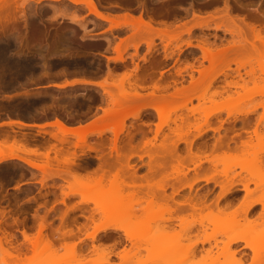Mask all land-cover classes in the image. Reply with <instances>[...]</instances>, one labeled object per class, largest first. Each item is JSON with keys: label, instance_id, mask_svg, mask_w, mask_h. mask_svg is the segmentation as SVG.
<instances>
[{"label": "rangeland", "instance_id": "1", "mask_svg": "<svg viewBox=\"0 0 264 264\" xmlns=\"http://www.w3.org/2000/svg\"><path fill=\"white\" fill-rule=\"evenodd\" d=\"M97 1L100 4L102 3L101 5L104 7L103 9H106L105 7H107V10H103L102 8L100 9L102 10L103 13H105V11L106 12L109 11L114 16L119 17L120 21L122 20V16L126 12L138 16L140 13H142V15H145V12L146 11L148 12L150 10L149 12L154 17L153 19L156 20V22L153 23V26L155 28L159 30L164 29L165 27L168 28L167 33L171 37L178 35L180 33L177 42L174 41L172 42L173 44L168 45L166 51L164 49V45L169 41V39L167 37H164L163 40H160L157 37L154 38L152 43L153 44L152 52L154 53L153 54L154 58L157 61L159 60L158 61L159 64L156 66L157 68H154L156 71L155 72L156 75L154 73V77L159 81L156 82L155 84L145 83L144 84L145 86L142 85V89L139 90L140 92L139 91L138 92L140 93V95L143 96L149 93L151 89L154 87L158 88V90H161L163 87L169 85L167 92L172 93L175 87L179 88L182 86H188L190 81L189 74H192L195 79L198 78V73L196 72L195 69L200 67V62H202L203 67L208 66L207 61H202L201 52L197 48L185 46V43L188 41H190L193 45H196L197 40H199V38L206 37L207 43L211 44V42L214 41L216 42L215 46H217L218 48H222L220 46H226V44L228 46V43L232 44L233 43L232 41L234 40L239 42L240 38L242 39V36L246 37L248 41H252V33L248 28L246 29V26H244L245 22L249 24H253L256 27V30L257 31L259 30L258 33L261 36H264V31H263L264 28L262 29L261 26H256L257 23L258 24L264 23V20H260V19L254 20L252 17H254L255 15H252L253 13H251L252 11L250 10V8H255L257 5H259L258 9L262 10L261 12H263L264 0H239V3L242 4L243 7H241L239 3H237L238 5H236L235 4L236 2L234 0H97ZM226 4L230 8L229 12L231 11L229 13V16L231 15L230 17L234 18L236 15V17L238 16L240 18L243 17L246 18V21L243 23L244 25L241 24L242 22L240 23L238 22L239 20L235 19L237 20V22H235L236 25L243 30V35L241 36L239 34L240 37L237 36L238 34L236 35L237 36L236 37L235 34L233 36L227 32L221 31L222 29L217 30L214 28L216 24H221L220 16H222L223 14L225 15V12L223 11ZM0 5L8 9L7 19L2 21L0 24V61H1L0 81L2 79L4 80L5 78V81L0 82L1 83L0 134H3L2 132H4L5 134V135H0V140H1L0 151L4 150L5 153L8 152V148L10 144H12L13 146L21 147V149H28V147H30L21 142H16L13 144L11 142L9 143V141L8 142L2 141L1 138H4V136L5 137L8 136L6 135L7 131L8 134H10L9 135L10 137H12L13 135H17L18 137H21V140L23 141V137L21 133H12L11 127L4 125V121L9 122V120L20 119L23 122L26 121V123L29 122L46 123L47 121L52 120L54 118H61L65 120L67 118V120L70 122L69 126L70 125L78 126L79 124L85 125L93 121L94 125L93 124L92 125L93 127L96 128H102V127L106 128L108 126H111L112 124L115 125L114 129L118 128L121 118H113L112 120L110 119L109 121H105L103 119V111L104 109L106 110L107 108H110V105L107 102V98L103 94V91L100 87H95V88L70 87V88L57 89L49 85L53 83H57L58 81L69 78L71 76H76L78 74H85V75H94L97 77H101L102 82L106 81L107 83L105 88H108V90H110L111 93H113L114 95H124V94L128 95V93L129 94L133 93L134 89H132L131 86L132 82L131 80L127 79V76L129 74H132V70L134 69L135 65H138L141 68L145 66V63L142 61V56H146L147 58L150 57L149 53L146 51L145 45L139 46L137 50V54L136 55L134 54L135 52L132 45L136 44L138 42V39L135 37V35L133 36V32L131 30H126V29L124 30V28L114 29L110 31L108 30L109 28L108 22L95 18L92 14L89 13L88 9L82 3H77V2L73 3L70 2L69 0H3L2 2H0ZM184 9L187 10V13ZM193 13L198 14L200 16L202 15V18H205L206 20L209 21L208 24L210 25V27L202 31L198 29H192L189 33H185V32L181 33V31L186 30V28L190 27L194 23V21H192L191 19ZM159 14L161 17L157 16ZM187 14L189 15V17ZM210 16L215 19H212ZM184 21L186 25L184 24ZM82 25L83 26L85 25L84 26L85 28L81 27ZM119 39L123 41L122 45H120L119 47V52L124 58L123 59L124 62L123 63L120 62L114 63L112 61L107 62L106 58H113L117 56V53L114 51V48L116 47V44L120 42ZM57 40H60L61 43L62 42L64 43L66 41L65 44L67 45V48H69L67 49L69 51L68 52L62 51V49L65 50L66 48L64 49L63 43L61 44ZM55 41L56 43H59L58 47L62 48L61 50H59V48H57V50H54L55 47L52 49L49 48L50 43L53 44ZM107 41L110 42L108 44L109 45L108 47L106 45ZM56 43L54 44L56 45ZM52 44L51 47H53ZM175 44L180 47L181 49L180 51L178 50V48L175 47L176 46ZM60 45H62V47ZM46 47L47 49H49L50 51V52L48 51L49 53L44 51ZM5 48L8 50H6ZM42 50L44 51L43 53L45 54L47 53V54L43 55ZM70 51L72 54L69 53ZM57 52L61 54L63 52V54L62 55L60 54V56L58 54V56L56 55L55 57V53L57 54ZM250 52L245 53L246 56L243 59L245 66L243 68H239V73L243 80H241V77L237 76L239 73L237 74L236 73L237 71L235 72L236 65L234 64H231L230 65L231 69L225 72L229 74V76L227 74L226 77L228 81L230 82L235 81L240 87L243 88L229 87L230 88L229 89L224 84L225 82H223L224 80L227 81L226 78H224L223 75L219 74L216 77V80L212 84V86L207 90L205 88L207 87L208 79L205 80V82L202 84L200 88V93H198V95H201V98L199 100L193 98L191 102L186 103V107L196 108L200 106L202 109H204L205 113H207L210 112L216 106H220V105H228L230 108L238 107L241 111H244L246 108L252 105L258 103L259 104L264 103V95H255V96L252 95L251 98L245 97V89L260 88L264 82V74L261 73V68L264 69V53L252 52V51ZM52 53L54 54L53 57H51ZM67 53L68 55H66ZM41 54L42 56H40ZM100 54H102L103 57L99 56ZM165 54H167L166 58H165ZM9 55L12 56L10 57ZM17 55H19L18 56L19 58H17ZM13 56L14 59L16 60L12 58ZM5 57L6 59L7 58L8 59L6 60ZM33 58L35 60H33ZM130 58L131 59L133 58V60L131 61ZM17 60H19V62H17ZM30 60H32L30 65L25 64V61L27 62ZM14 61L17 62L18 65L17 63L15 64ZM50 61L51 62L53 61L54 63L53 62L52 63L54 65ZM76 62H78V64ZM49 63L52 65H50ZM187 63L192 64L194 66L195 68L194 71H192L188 67L186 70L184 69ZM47 64L49 65L47 66ZM10 65L13 66L16 65L17 68L16 71L18 72V75L16 71H14L15 67L11 66L12 67L11 68ZM22 66L23 68L21 69H23V72H21L20 69H19L20 71L18 70V68ZM29 66L31 68L33 67L34 68L29 70L30 68ZM27 67L29 71L27 70ZM46 67H49V69H46ZM107 69H110L109 74L107 72ZM177 69L182 70L180 76L177 75L178 73L174 75ZM44 70L47 72V75L50 74L49 78L47 75L46 76L43 75ZM47 70H49V72ZM251 70L254 71L255 80L254 79L251 80V77L246 75V72ZM4 71H6L7 73ZM10 72H12L13 75ZM24 72H27V74ZM59 72H61L60 74L62 75H56ZM21 73L25 75L23 76ZM39 74L40 75L42 74L43 77L45 78L41 77ZM173 75L175 76L174 79H172L171 81L168 80L171 79L170 77ZM10 76L12 77V79ZM39 76L41 79L39 78ZM13 78H15L16 80L15 79L13 80ZM161 79L162 80L167 79V83L164 84V80L162 81ZM9 81L10 83L12 81L11 84L8 83V86L10 87L3 88V86L7 85V83L4 82H9ZM172 81L176 82L175 86ZM2 83H4V85ZM225 87H226L225 92H220L223 90L222 88ZM212 92H217V93L220 92V94L222 93V96L219 95V93L216 94L215 96H212L213 95ZM226 94L232 95L233 99L229 102L226 101L227 100ZM77 95L78 97H76ZM72 96H74L73 99H71ZM67 97L68 98L71 97V98L66 99ZM180 103L181 101H177L174 105H168L161 112L160 118L157 114H155L154 111L147 109L142 111L141 117L139 119L127 118L124 120L125 128L123 130V133L120 134L119 136L120 138H123L126 129L129 128L131 125L141 124L142 122L148 123V126L147 125L141 126L140 131H142L143 133L139 132L135 136L134 143L135 145L136 144L137 145L135 147L136 150L134 152L143 154L142 152L149 151L150 154L153 155L154 159L157 157L156 158L157 161L159 160L158 162H160V163H154L155 166L156 164H161L162 168H164L163 172L162 171L156 172L153 178H151L152 180L151 179L148 180L151 184H155V183L157 184L159 179L161 180V178L166 176L168 178L166 180L167 185L172 184L175 186L177 183L176 181L178 179H180L183 183L191 182L196 177L202 178L204 177V175L208 176L212 174L214 171L220 173L227 166V164L217 163L219 158L222 156L223 150L215 151L212 149L214 152L212 151L211 154H208L209 159L211 160L206 161L202 159L198 163V160L196 158L188 157L189 155L188 151L187 154L185 155L183 153L177 152L178 147L184 146L183 143H179V145H177V147L174 148L168 145L172 140H174L175 136H173L174 134L172 135L171 134L172 132L170 131L171 129L174 128L176 124L179 123V119H180L179 117L188 115L190 118L189 121L191 123L202 122L205 118L204 113L192 114L186 109H181L173 112V109L176 106H178ZM137 104H141V103L137 102ZM133 110L134 107H130L128 108L127 112L130 113ZM262 112L263 109L260 106L257 107L253 113H250L248 115H245L243 113L233 112L231 115L227 116V113L225 111H222L219 114H214L213 116H211L209 118V121L212 127L218 126L220 122H222L223 127H228V126L231 127V125H229L230 123L231 124L233 123V125L235 123L237 124V120H242L245 122L253 115H257V119H258V117L262 115ZM160 119L166 120L167 123L163 125V127L158 133H156L157 134L156 136L155 135L156 125L160 122ZM257 119L255 124L257 123ZM94 120L96 121L94 122ZM50 128L51 131L53 130L52 132H54L55 127L51 126ZM15 129L17 130V128ZM18 131L20 132L23 131V133H26L25 129H20ZM219 131L220 134L224 132L222 129H220ZM257 131L262 132L264 134V125L262 123L257 125ZM26 135L29 138V140H31V144L38 147L41 145V147L39 148L42 153L43 151L45 153L44 150V148H46L45 145L47 144L49 145V143H50L49 146H51L52 144H56L55 145L56 147L55 146L54 147L55 148L58 147V151L62 153H64L65 151L68 153L70 152L72 153L73 151L78 153L79 150V149L76 150L73 147H70L71 149L68 148L70 152L66 150L67 148L64 149L65 151L61 148L59 149V147L62 146L59 145V143L57 144L56 141L55 143L52 142L53 139L50 138L51 136L49 135V133L48 134L46 133L45 135L41 133L34 137L33 135H29L27 133ZM210 135L217 136V133H213L212 131H207L203 137H205L204 139H207ZM154 136H156L155 140L153 138ZM69 137L67 136V138ZM101 137L105 142L104 143L106 146L105 150L108 152V147L110 146L109 139L113 138V133L111 132V130H109V128H106L103 134L101 135ZM74 139L75 138L72 137L71 141H75ZM68 140H70V138ZM146 140L148 141L150 140L149 142H151V145L149 144L148 147H146V144L144 143ZM245 140L247 141L249 140L251 144L253 143L256 144L257 142L253 134V131L251 132L250 136L245 138L243 141ZM42 141L44 142L43 147H42V143H43ZM163 142L168 146L166 148L168 150L166 151H163L158 147L160 144H163ZM230 146L232 147L233 144L231 143ZM241 149L249 150L248 147ZM61 155L64 154H58V157L59 156L63 157ZM65 155L67 156L69 154H65ZM78 155L80 156L76 157L74 159L75 160L74 162L78 163V165L80 164L79 165L80 167L82 166L81 168L85 171L83 172L84 174L87 171L91 173L92 170L94 171V169L95 170L97 169L98 161L94 158L96 153L86 151L85 154L83 153ZM52 156L54 155L51 152L49 157L51 158ZM60 157L59 159H61ZM64 157L62 159H64ZM35 158L36 157L34 156L29 157V159H33V161H36V163L38 164L40 163L42 164V162H44V159L42 160L36 158L37 159L36 160ZM138 158L136 156L132 157L129 161V166L133 165L134 167L135 166L137 167L145 159H147L148 162L150 160L146 155H144L141 159ZM242 158L248 160L251 158V155H243ZM68 159L69 157L67 158V160ZM49 161L51 165L56 164L55 162H53V160H49ZM157 161L155 160L154 162ZM148 162L147 165L150 163ZM195 162L198 163L199 165L197 168L193 167V163ZM178 163L182 164V167H180V169H182L183 172H185L184 175H180V174L177 175L173 172V169L178 167ZM189 163H192V168H194L192 172H189L188 169H186V167L188 168L190 166ZM154 164H151V166ZM256 166L258 167L259 170L264 169V154L262 155L259 163ZM254 169H255L254 167L252 166L250 167V170L253 171ZM203 170L205 171V173L203 172ZM137 172L139 175H142L141 173H143V170L138 169ZM147 172L145 173V175L147 174L146 176H148L149 174ZM231 172L240 173V168L233 167L231 168ZM240 174H241V178H248L247 173L241 172ZM41 178H42V173L39 170L31 169L25 164L21 163L20 161L9 160L0 163V212L3 211V213L6 215V216L4 215L6 219L9 218L8 216L11 214L10 209H12V204L14 200L18 199V197L35 195V196L43 197L42 199L50 197V199L53 200V203L44 202L42 204L46 206L47 209L41 218L38 216L40 214L39 210H36L34 212L35 215L34 218L38 222L37 229L33 235H28V238H30L29 241L23 238V243L21 246L27 247L25 250H21V252L23 253H21L20 250H18V248L16 247L17 245H14L12 242L13 241V236L11 232L12 226L10 225L11 227L5 229V231H7L6 233H9L7 234V238H4L0 230V264H74L78 260H81V262L87 264H91L90 261L94 262L95 260L100 259V257L102 256L99 251L93 252V247L99 246L101 247V249L103 248L109 249L104 244H106L110 238H113L116 235L120 236L121 238L120 240L123 243V247L120 251L116 253L117 262H114L112 260L111 254L109 255L108 259L110 264L112 263L113 264H161L162 261H166L169 264H176L178 256L183 251H187L191 249L192 247L191 244L194 241L198 239L202 240V238H207L208 235H214V238L217 239L216 244L217 246H219V247H214L215 246L214 245L213 249L211 248V250H213V252H211L212 257L213 256L214 257L208 258L204 254L206 252L205 249L209 248L210 246L212 247L214 243V241L210 239L209 243L211 245L208 242H204V243L199 242L194 247H192L194 253L195 252L196 253L191 258L185 260L182 264H239L238 262L235 261L238 256L239 258L242 257V259H245V261L242 260L244 261L243 264H250L249 256L251 255L245 256L242 254V253L250 254V252L247 249H241V247L239 248L240 244L233 245L235 248L237 246L236 249L238 250L237 255H235L236 259L231 258V256H229L225 252H220L222 251L220 250L221 247H223L222 245L223 242L221 241L225 240L226 238V236L224 235L225 232L227 234L229 233L228 235L234 234L235 232L238 231L248 230V226L243 225L239 227H232L233 226L232 224L230 225L222 222L224 220L222 221L220 220V218L222 219V215H219L220 221H216L217 223H212V222L217 220L218 216L217 218L212 217L215 220H212V218L210 219L207 218L208 220H205L206 218L204 217V221H203L202 216H204L206 211L201 212L202 213L200 214L201 216H199L198 214H193L192 216L189 213H185V212L182 213L183 214L182 216L180 212L174 210L173 212L170 213H164V216L172 217V220L170 221H161L157 219L151 221L149 226L145 228L144 232H140L142 233L141 234L142 236H146L145 237L146 239L148 238L150 239L156 232L161 230H165L168 234L166 238L165 236H160L157 240L158 244L156 243L154 245H151L149 239H148L149 241L145 240V238L138 241L135 238H127L124 235V232H122L121 230L111 229L106 232H99L96 237L97 240L91 241V243H89L91 244V247H89L90 249L83 250L81 245L82 239L75 240L74 238L71 237H65V234L68 236L70 232L68 231L67 226H64L63 228L60 227L61 221L59 225L57 224L58 226L56 228L57 231L58 229L60 230L59 231L60 234L58 233L59 234L58 235L56 230L55 232H56V236L58 235L59 237L61 236L62 238H60L61 239L60 244L59 243L56 244L55 241H53L52 234H49L45 231L46 229L53 230V228L56 227L55 223L51 219L52 216H57V217L62 216V218L66 217V219L71 218L70 221H72L78 214L85 216L87 219L91 215L92 221L90 219L88 220L85 219V225L83 227L86 228L83 235L84 241L89 240L86 234L92 232L96 224L105 223L104 221L106 220H104L103 215L101 213L97 211L96 212L93 211L95 205L92 202H88L85 204L80 203L82 201V196H80L79 194L68 195V196L62 195L63 192L65 191L68 192L69 190L68 188L65 187L67 183L65 182V180L62 179L44 180L41 183V180H43ZM66 179L69 182H73L72 190L76 191L79 188L78 186L80 184H78L79 181L77 179H75L74 177L73 178L67 177ZM108 179H111V177H109ZM215 179L217 181H222L224 178L221 175L220 176L216 175ZM239 179L240 177L235 178V180H239ZM108 182L110 183V180L104 181L103 183L104 185H102L103 187L92 186L90 188L88 187L87 189H84L85 191L83 192L85 193L84 194L85 197L88 199L101 198L104 195L106 196V194L111 197L112 195H114L113 194L114 190L111 189V184L109 186ZM89 183H91L92 185L94 182L90 181ZM141 183L144 184L145 181L144 182L141 181ZM15 185L17 187H15ZM49 185L50 186L53 185L55 187L53 186L50 187ZM213 185L214 184L212 183L205 184L200 179L197 183H194L191 190H189L187 187H184L180 189L178 193L184 194L186 191H189V194L194 192L198 194L203 190L205 191L212 187H216L213 191H211L210 196L208 197L211 198V197H215L213 195L219 193V188ZM200 186H202L201 189H199ZM167 187L165 188L163 193L167 192ZM249 187L252 188L254 186L252 183H250ZM47 189L48 192H50V194L49 193L47 194ZM141 191L144 192V189H141ZM51 192L53 193L51 194ZM108 192L110 193L108 194ZM153 192H155L154 194L156 197H158L159 196L158 194H160L159 193L160 191L158 192V190L155 189L153 190ZM239 193L243 194L242 192ZM239 193L234 194V196L236 195L235 198L239 196L238 195ZM128 194H130V190L123 191V195H125L124 197L128 196ZM241 196H239L237 200H239ZM135 198L140 200V204L134 205V208L131 211L129 210L128 212H123L120 214H122L123 216L126 215L130 216V218L133 216L139 218L149 214L156 218L157 216L162 214V212L159 211V206H168V207H172V209L173 207H175V205L172 202H168V204H162L161 202L156 200L157 204L152 206L148 211L147 203L145 202V199H147V197L139 194L138 196H135ZM177 198H179V200H175V201L184 200L183 197H177ZM42 199H39L38 201L41 202L40 200ZM237 200L233 201V204H237L238 203ZM58 205L64 206L63 210L58 208L57 207ZM256 209L258 211L259 207H257ZM179 215H181L182 218L185 219V222L184 224H182V226L189 225V228L187 231L184 232L183 237H181V239L180 238L176 239L175 234L180 232L181 228L179 226L180 223L173 218ZM201 219L203 223L200 224L202 225L195 224L196 222L199 223ZM210 220L212 221L211 222L212 224L208 223V221ZM7 221L10 224L11 222L10 218L7 219ZM0 222H1V218H0ZM112 222H114L115 227H118L120 224L118 221L117 222L112 221ZM191 223L195 224L194 227L193 225H191ZM39 224L42 225L44 224L43 226L45 228L46 227L48 228L46 229L44 228L43 230H41V232L39 233L40 235L38 234L39 235L38 236L37 231ZM143 224L147 225L146 222H144ZM2 225L3 223H1V226ZM63 232H65V234ZM212 232L218 234L215 235ZM169 236H171L174 241L172 242L171 245H169V247H164L163 244L160 243L163 241V239H167V238L169 239ZM45 238L47 239L46 243H48L49 241L48 244L52 245L50 246V248L54 247L53 249L56 250L46 248L44 244H42L45 242ZM36 240L38 242H36ZM35 243L36 244L39 243V244L37 245V247L34 246L36 248V252L33 253L34 250H30V249H34L32 244L35 245ZM160 245L162 246L160 247ZM71 246L74 247L75 249L76 252L75 255L70 252L69 248H71ZM233 246L231 249L234 248ZM153 247L158 248V251L156 248L157 251L155 252L156 254L152 253L153 251H155ZM163 248H166L167 250L165 251V249L163 250ZM217 248L218 250H216ZM123 249L128 251L129 258L127 260H123L119 256L120 255L119 253H121ZM151 253L154 254L155 256L150 255ZM201 253L204 254L205 259H202ZM8 254L10 255L13 254L12 258ZM162 263L164 264V262ZM93 264H106V263H93Z\"/></svg>", "mask_w": 264, "mask_h": 264}, {"label": "bare ground", "instance_id": "2", "mask_svg": "<svg viewBox=\"0 0 264 264\" xmlns=\"http://www.w3.org/2000/svg\"><path fill=\"white\" fill-rule=\"evenodd\" d=\"M2 1L0 0V2H2ZM69 1L73 2V3H76V2L82 3L88 9L89 13L92 14L95 18L108 22L109 23L108 30H110V31H112L114 29H120V28H124V30L125 29L131 30L133 32V36L135 35V37L138 39V42L136 44L132 45L134 52H135L134 54L135 55L137 54V50H138L139 46L145 45L146 51L149 53L150 57L147 58L146 56H142V61L145 63V66L141 68L138 65H135L134 69L132 70V74H129L127 76V79L131 80V82H132L131 83L132 89H134L133 93H131V94L128 93V95H125V94L124 95H114L113 93H111L110 90H108V88H105L107 85L106 81H104L100 84H96V83H92V82L87 81V80H80V81L75 80V81H71V82L70 81L64 82L62 84L61 83L60 84L53 83V84L49 85V86L55 87L57 89H63L65 87L74 86L75 84H78V83H80V84H91V85L94 84V85H98L102 89L103 94L106 96L107 102L110 105V108H107L106 110L104 109L103 119L105 121H109L110 119L112 120L113 118H121L120 123L118 125L119 127L117 126L118 128L114 129L115 125H113V124L111 126L106 127V128H109V130H111V132L113 133V138L109 139L110 146L108 147V152L105 150V148H106V146L104 144L105 142L101 137V135L103 134V132L106 128L105 127H102V128L93 127V125H94L93 121L89 124H85V125L79 124L77 127H72V125L69 126L70 122L67 120V118H66V120L68 121V123L65 119H61V118H54L55 120L53 122H48V123H41V122H39V123H30V122L26 123V121L23 122L20 119H18V120H9V122L4 121V125L11 127L12 133H21V135L23 137V141L21 140V137H18L17 135H13L12 137H10L9 136L10 134H8V131L6 133V135H8V136H6V137L4 136L5 139L4 138H1V139L3 142L9 141V143L11 142L13 144L16 142H21V143H23L27 146H30V147H28V149H21V147L13 146L12 144H10L9 148H8V152L5 153L4 150L0 151V163H3L5 161H9V160H17V161H20L21 163L25 164L26 166H28L31 169L39 170L42 173L41 179H43V180H41V183L44 180H54V179L65 180V182H67L65 187L68 188L69 190H68V192L63 190L65 192H63L62 195L68 196V195L79 194L80 196H82V201L80 203L85 204L88 202H92L95 205L93 211H95V212L97 211V212L101 213L103 215L104 220H106V221H104L105 223L96 224L94 230L92 232L86 234V236L89 239H91V241L92 240L94 241L96 239L97 234L99 232H106V231L111 230V229L112 230L113 229L114 230L115 229L121 230L122 232H124V235L127 238H135L139 241V240L144 239L146 237V236H142L141 235L142 233H140V232H144L145 228L147 226H149L151 221H154L156 219L161 220V221L172 220V217H166V216H164V213H170V212H173L174 210H176V211L180 212V214L185 212V213H189L192 216H193V214H198L199 216H201L200 215V214H202L201 212L206 211L204 216H202L203 221H204V217L206 218L205 220H208L207 218H209V219L212 217L217 218V216H218L217 220L212 218V220H215V221L212 222L210 220V221H208V223H211V222L217 223L216 221L224 220L222 222L230 224V225L232 224L233 225L232 227H239V226H243V225L248 226V230L238 231V232H235L234 234L228 235L229 233L227 234L225 232L224 235L226 236V238H225V240L221 241V242H223L222 243L223 247H221L220 250H222V251H220V252H225L229 256H231V258L236 259L235 255H237L238 250L236 249L237 246L235 248L233 245L240 244L239 248L241 247V249L249 250L250 254H246V253H242V254L245 256L251 255V256H249L250 257V264H264V169L259 170L258 167L256 166L259 163L260 158L264 154V134L262 132L257 131V125L258 124L262 123L264 125V103H260V104L258 103V104L252 105V106L246 108L244 111H241L238 107L230 108L228 105H220V106H216L210 112H207V113H205L204 109H202L200 106L196 107V108H191V107L187 108L186 107V103L191 102V100L193 98H196L198 100L201 98V95H198V93H200V88H201L202 84L205 82V80L208 79V84H207V87L205 88L207 90L215 82L216 77L219 74L223 75L224 78L227 77L228 73H225V72H227V70L231 69L230 68L231 64L236 65L235 72L237 71L236 73L238 74L239 68H243L245 66V63L243 61L244 57L246 56L245 53L250 52V51H252V52H263L264 53V36H261L258 33L259 30L257 31L256 27L253 24L246 23L245 17L240 18L238 16L236 17V15L234 18L230 17L231 15L229 16V13L231 11L229 12L230 8L226 4L224 11H223V12H225V15L223 14L224 15V16L222 15L223 17L220 16L221 17V19H220L221 24H216L214 28L217 30L222 29L221 31L227 32L233 36H234V34H235V36L237 34H238L237 36H239V34L242 36L243 30L239 26H237L235 22H237V20H239L238 22H240V23L242 22L241 24H243L245 22V25L244 24L243 25L246 26V29L248 28L251 31L252 41H248L246 37L242 36V39L240 38L239 42L234 40L235 42L232 41L233 42L232 44L228 43V46H227V44H226V46H220L222 48H218L217 46H215L216 42H214V41L211 42V44L207 43L206 37L205 38H202V37L199 38V40H197L196 45H193L190 41L186 42L185 43L186 47H195L201 52V59H202V61H207L208 66L203 67L202 62H200V67L195 69L192 64L187 63V65L184 67L185 70L188 67L192 71H194V69H195L196 72L198 73V78H196V79L193 77L192 74H189L190 81H189L188 86H182L179 88L175 87V89L173 90L172 93L167 92L169 85L166 87H163L161 90H158V88H155V87L154 88L151 87L152 88L151 91L149 93H147L146 95L144 94L145 96H143V95H140V93H139L140 92L139 90L142 89V85H144L145 83L155 84L156 82L159 81L158 79H155V77H154V73L156 72L154 68H157L156 66L159 64V62H158L159 60L157 61L154 58V56H153L154 53L152 52V50H153V44L152 43H153L154 38L157 37L160 40H163L164 37H167L169 39V41L167 43H165V45H164V49L166 51V48L168 47V45L173 44L172 42H174V41L177 42V40L179 39L180 33L178 35L171 37L167 33L168 28L165 27L164 29H160V30L155 28L153 26V23H155L156 20L153 19L154 17L149 12L150 10L148 12L146 11L145 15H142V13H140L138 16H135V15H132V14L126 12L122 16V20L120 21L119 17L114 16L109 11L108 12L105 11V13H103L102 10H100V9L101 8L103 9L104 7L101 5L102 3L100 4L97 0H81V1L80 0L79 1L69 0ZM234 1L236 2L235 4L238 5L237 3H239V0H238V2H237V0H234ZM240 5H241V7H243L242 4H240ZM240 5H239V8H240ZM258 6L259 5H257L255 8H250V10L252 11L251 13H253L252 15H255L254 17H252V16L251 17L254 20H256V19L257 20H259V19L264 20V10H263V12H261L262 10L258 9L259 8ZM105 8L106 9H103V10H107V7H105ZM184 10L187 13V10L186 9H184ZM184 10H182V11H184ZM251 13H250V15H251ZM7 16H8V9L4 8L0 5V24L2 21L7 19ZM157 16H160V14ZM188 17H189V15H188ZM163 18H164V16H163ZM163 18H161V19H163ZM191 19H192V21H194V23L190 27L186 28V30L181 31V33L182 32L189 33L192 29H198V30L202 31V30H204L206 28L208 29L210 27V25L208 24L209 21L206 20L205 18H202V15L200 16L198 14L193 13ZM212 19H215V18H212ZM235 19H237V20H235ZM184 24H185V21H184ZM84 26L82 25L81 27L85 28ZM83 30H85V29H83ZM64 40H65V38H64ZM57 41L60 42V40H57ZM119 41L120 42L118 44H116V47L114 48V51L117 53V56L113 57V58H106L107 62H109V61H112L114 63L115 62H120V63L124 62L123 61L124 58L122 57L121 53L119 52V47H120V45H122L123 41L120 39H119ZM47 42H48V39H47ZM65 42L64 43L62 42L63 48L64 49L66 48L65 50H63L62 48H59L58 47L59 43H56V41L54 42V43H56V45L54 43L53 44L50 43L49 48L52 49L55 47L56 49L54 48V50H57V48H59V50L62 49V51L68 52L69 50H67V49H69V48H67V45L65 44ZM256 42H258V43H256ZM109 43L110 42L107 41V44H106L107 47L109 46L108 45ZM44 44H45V41H44ZM51 44L53 47H51ZM255 44L256 45L258 44V45L256 46ZM68 45H70V44H68ZM60 46L62 47V45H60ZM70 46H72V45H70ZM175 47L178 48L179 51L181 50L178 45H176ZM40 48H41V46H40ZM6 50H8V49H6ZM43 50H42L43 55L45 54V53H43L44 51H46L47 53L50 52L49 49H47V47L45 48L44 51ZM77 52H78V50H77ZM69 53H71V51ZM42 54L40 56H42ZM58 54L60 56L61 53H59V52H57V54L55 53V57H56V55L58 56ZM62 54H63V52H62ZM66 55H68V53ZM5 56H7V55H5ZM9 56L11 57L12 55H9ZM18 56L19 55H17V58H19ZM53 56H54V54L52 53L51 57H53ZM99 56L103 57L102 54H100ZM166 57H167V54H165V58ZM2 58H4V57H2ZM12 58L14 59V56ZM5 59H6V57H5ZM26 59H27V57H26ZM26 59H24V60H26ZM14 60H16V59H14ZM33 60H35V59L33 58ZM132 60H133V58L131 59V61ZM72 61H73V59H72ZM17 62H19V60H17ZM17 62H15V64ZM31 62H32V60L27 61V62L25 61V64L30 65ZM48 62H49V60H48ZM67 62H68V60H67ZM21 63H20V65H21ZM76 63L78 64V62H76ZM49 64H47V66ZM52 64H50V65H52ZM13 65H10V67ZM17 65H18V63H17ZM13 67H15L14 71H16L17 70L16 65ZM49 67H46V69H49ZM21 68H23V66L19 67L18 70L20 69L21 72H23V69H21ZM33 68L30 67L29 70L33 69ZM0 70H1V67H0ZM27 70H28V67H27ZM45 70L43 71V75L46 76L47 72ZM47 71L49 72V70H47ZM181 71L182 70L177 69V71L174 75H176L178 73L177 75L180 76ZM4 72H6V71H4ZM27 72H24V73L27 74ZM107 72L109 74L110 69H107ZM10 73L12 74V72H10ZM16 73L18 75L17 71H16ZM60 73L61 72L57 73L56 75H62ZM261 73L264 74V69H262V68H261ZM43 75L41 74L40 76L43 77ZM155 75H156V73H155ZM174 75L171 76L170 77L171 79H168V80L171 81L172 79H174V77H175ZM246 75L251 77V80H253L255 78L253 70L246 72ZM7 76H6V79H7ZM40 76H39V78H40ZM47 76L49 78L50 74ZM228 76H229V74H228ZM237 76L241 77L240 73ZM12 77H11V79H12ZM43 78H45V77H43ZM48 78H46V79H48ZM14 79L15 78H13V80ZM163 80H164V84H166L167 79H163ZM226 80H227V78H226ZM241 80H243L242 77H241ZM3 81H5V78H4V80L2 79L0 82H3ZM6 81H8V80H6ZM172 82L175 86L177 80H176V82L175 81H172ZM223 82H225L224 84L228 88L229 87H234V88L240 87L237 84V82H235V81L230 82L228 80L227 81L224 80ZM4 83H7V85L3 86ZM4 83H2L3 88L4 87L9 88L10 86H8V83L11 84L12 81H11V83H10V81L4 82ZM0 85H1V83H0ZM226 87L222 88L223 90L220 92H225ZM240 88H243V87H240ZM220 92H218V93H219V95L222 96V93L220 94ZM212 93H213L212 96H215L216 94H218L217 92H212ZM226 95H227L226 101L229 102L233 99L232 95H229V94H226ZM252 95L253 96L264 95V82L260 88L245 89V97L246 98H251ZM65 96H67V95H65ZM129 96H130V98H129ZM68 97H69V95H68ZM68 97L66 99L71 98V97L70 98H68ZM73 97L74 96H72L71 99H73ZM76 97H78V95ZM75 98H74V100H75ZM177 101H181V103L173 109V112L181 110V109H186L187 111H189L192 114L193 113H202V114L204 113L205 118L202 122H195V123L192 122L191 123L189 121L190 118L188 115L183 116V117H179L180 118L179 123L175 122L178 124H176V125L174 124L175 125L174 128L171 127L173 129H171L170 132H172L171 134L172 135L174 134L173 136H175V137H174V140H172L168 145L170 147L174 148V147H177V145H179V143H183L184 146L186 147L187 151H188V154H189L188 157L189 158H196L198 160V163L202 159L208 161V160H211V159H209V155L205 154L204 152H200V149L204 148L207 144V141H205L206 139H204L205 137H203L204 134L207 131H212L213 133H217V136L212 137V139L214 138V140L212 142V149L215 151L223 150L222 156L219 158L217 163L227 164L228 167L226 166L225 169H223L220 173H217L216 171H214L212 174H210L208 176L204 175V177H202V178L196 177L195 179H193V181L187 182V183H183L180 179H178L176 181L177 183L175 186L172 184L167 185L166 180L168 178L166 176L161 178V180L159 179L157 184L155 182H154L155 184H151L148 180L153 178V176L155 175L156 172H158V171L163 172L164 168H162L161 164H156V166H155L154 163H160V162H158L159 160L157 161V159H156L157 157L154 159L153 155L150 154L149 151L148 152L144 151V152H142L143 154L134 152L136 150L135 147L137 145V144L135 145V143H134L135 136L139 132H142V131H140L141 126H146V125L148 126V123L142 122L141 124L131 125L129 128L126 129L123 138H120L119 136L121 133H123V130L125 128L124 120L127 118L128 119L129 118L139 119L141 117L142 111L147 110V109L154 111L155 114H157L160 118V115H161V112L163 111V109L166 108L168 105H174ZM137 102H140L141 104H137ZM33 103H34V100H33ZM259 106L263 109V112H262V115H260L258 117L257 123L255 124L256 126L253 129V134H254L255 139L257 141L256 144H254V143L251 144L249 140L248 141L245 140V141H241L240 144L237 145L233 141V139L229 137V134H228L229 131L232 132V130H235V128H233V127H235L234 126L235 124L233 125V123L229 124V125H231V127L228 126L229 128L223 127L222 122H220L218 124V126L212 127L210 125L209 118L211 116H213L214 114H219L220 112L225 111L227 113V116L231 115L233 112H238V113H243L245 115H248L250 113H253L256 110V108ZM130 107H134V110L132 112L128 113L127 111H128V108H130ZM51 111H52V109H51ZM95 121L96 120H94V122ZM243 122L244 121H242V123ZM166 123H167L166 120L160 119V122L156 125V130H155L156 136H157L156 133H158L161 130V128L163 127V125H165ZM244 123H247V122H244ZM244 123H243V125H244ZM2 125H3V123H2ZM13 126H15V127H13ZM44 126L55 127L56 131H55V129H54V132H52L53 130L51 132H49V131L44 132V130L43 131L42 130L39 131V130H35V129L33 130V128L40 129V128H43ZM221 127H222V130L224 128L223 134H220V131H219L221 129ZM15 128H17V130ZM20 129H25L26 133L29 135H33V137L37 136L41 133H43V135H45L46 133L47 134L49 133V135L51 136L50 138L53 139L52 142L55 143V141H56L57 144L59 143V145L62 146V147H59V149L61 148L64 150L65 148H67L66 150L69 151L68 148L73 147L76 150L79 149L80 152L78 150V153H76L74 151L72 153L69 151L70 153H68L64 150L65 152L62 153V152L58 151V147L55 148L56 144L51 143L52 145L49 146L50 145V143H49V145L47 144L48 146L45 145L46 146V148H44L45 153L43 151V153H44L43 154L39 148V147H41V145L38 147V146L31 144V140H29L26 133H23V131L22 132L18 131ZM2 133L3 134H0V135H5L4 132H2ZM67 136L68 137L72 136L73 138H75L74 139L75 141H71L72 137H69L70 140H68L69 138H67ZM156 136L153 137L154 140L156 139ZM197 140H198V142H197ZM149 141L146 140L144 142L146 144V147H148L149 144L151 145V142H149ZM231 143H233L232 147L230 146ZM43 144H44V142L42 143V147H43ZM158 147L163 151L168 150V149H166L168 146L164 142H163V144H160ZM245 147H248L249 150L241 149V148H245ZM192 149H195V153H193V152L191 153ZM175 150H176V148H175ZM86 151L96 153L94 158L98 161V167L96 170L95 169H94V171L92 170L91 173H89L87 171L88 173L86 172L84 174L83 172H85V171L81 168L82 166L80 167L79 166L80 164L78 165V163H75L74 159L76 157L80 156L78 154H83V153L85 154ZM51 152L54 155V156H52L53 158L51 157L52 159L49 157ZM74 153H76V154H74ZM58 154H64V155H61L63 157L65 156L64 159H62L63 157H60V156L59 157L61 159H59ZM65 154H69V155H67L69 157L68 160H67L68 157ZM142 155L143 156L146 155L148 157V159H150L152 161L151 162L149 160L150 163L148 162L149 164L146 165L147 169H148L147 173H149L148 176H146L147 174L146 175L145 174L139 175L137 172V170L139 169L138 167H136V166L134 167L133 165L129 166V161L132 157L136 156L137 158L139 157L138 159H141L143 157ZM243 155H251V158L248 160L243 159L242 158ZM27 156H28V158H27ZM30 156H32V157L34 156V157H36L38 159H42V160L44 159V162H42V164L41 163L38 164V163H36V161H33V159H29ZM154 156H155V154H154ZM49 160H53V162H55L56 164L51 165ZM155 160L157 162H154ZM198 163H196V162L193 163V167L197 168L199 166ZM151 164H154V165L151 166ZM214 165H216V164H214ZM251 166L255 168L253 171L250 170ZM180 167H182V164L178 163V167L174 168L173 172L177 175H179V174L184 175L185 172H183V170L180 169ZM233 167H239L240 173L241 172L247 173L248 178H241L240 173H232L231 168H233ZM186 169H188V168L186 167ZM203 172L205 173L204 170H203ZM229 173H231V174H229ZM216 175H219V176L221 175L224 179L222 181H217L215 179ZM67 177H72V178L74 177L75 179H77L79 181L78 184H80V185L78 186L79 188L76 191L72 190V183L73 182H69L66 179ZM109 177H111V179H108ZM236 177H240V179L235 180ZM200 179L205 184L212 183V184H214L213 186H217L219 188V193L214 195L215 197H212L213 199H208V197H209L208 194L210 192H207V191L203 195H200L199 193L196 194L195 192H194V194H192V193L188 194L186 197H184V200H182V201H175L173 199L174 193H178V191H180V189H182L184 187H187L189 190H191L194 183H197ZM106 180H110V183L108 182L109 183L108 185L110 186V184H111V189L114 190V193H113L114 195H112L110 197L106 194V196L105 195L103 197L100 196L101 198H89V199L85 197V195H84L85 193L83 192V191H85L84 189H87L88 187L90 188L92 186L93 187L94 186H97V187L102 186V185H104L103 183ZM90 181L91 182L93 181L94 183L91 185V183H89ZM141 181H143V182L145 181V183L143 184V183H141ZM250 183H252L254 187L250 188L249 187ZM52 186H50V187H52ZM167 186L173 188V189H171V190H173V194L171 196H166L165 193H163ZM15 187H17V186L15 185ZM53 187H55V186H53ZM153 188L155 190H158V192L160 191L159 193L162 195L158 194L159 196L156 197L154 194L155 192H153V190H154ZM141 189H144V192H142ZM49 190H50V188H49ZM124 190H127V191L130 190V194H128V196H126V197H124L125 195H123ZM51 191H52V188H51ZM239 192H242L243 194H242V196L240 195L241 198L239 200H237V198H239V196L237 198H235L236 195L234 196V194L239 193ZM48 193L50 194V192H48V189H47V194ZM52 193L53 192H51V194ZM109 193L110 192H108V194ZM139 194L147 197V199H145V202L147 203V210L148 211L150 210V208L152 206L157 204L156 200L161 202L162 204H168V202H172L175 205V207H173V209H172V207H168V206H159V211L162 212V214H160L156 218L154 216L149 215V214H147L143 217H139V218L134 217V216L130 218V216H127V215L123 216L122 214H120L123 212H128L129 210L131 211L134 208V205L140 204V200L135 198V196H138ZM228 197L229 198L231 197V198L229 199ZM236 200L238 203L233 204V201H236ZM257 207H259L258 211L256 209ZM0 213H1L0 214V218H1L0 230H1L4 238H7V234H9V233H6L7 231H5V229L9 228L11 226L13 227L14 224L13 223L11 224V222L9 224V222L7 221V219H9V218H7V219L5 218L6 215L3 213V211H1ZM219 215H222V219L220 218ZM90 216L88 217V219H90L92 221V216H91V218H90ZM179 216H176L175 218H173L180 223L179 226L181 228L180 232L175 234L176 239H178V238L181 239V237H183L184 232L187 231L189 228V225L182 226V224H184V222H185V219L182 218L183 214H182V216L181 215H179ZM11 218H13V217H11ZM219 218H220V220H219ZM17 219L18 218H15V219L13 218L12 221H14V220L16 221ZM70 219H66V217L62 218V216L59 217V219H58L59 223L61 221L60 227L63 228L64 226L68 225V221H70ZM202 219L199 221V223L196 222L195 224L202 225V224H200V223H203ZM112 221H116V222L118 221L120 223L119 226L115 227L114 222H112ZM20 222H21V220H20ZM144 222H146L147 225H144L143 224ZM1 223H3V225H2L3 227L1 226ZM17 223H19V222H17ZM17 223H15V224L17 225ZM22 224H23V222H22ZM195 224L191 223V225H193V227ZM43 225L42 224L38 225L37 235L41 232V230H43L45 228ZM59 231H60L59 229H58V231L56 230L57 234L59 233ZM63 233L65 234V232H63ZM212 233H214V232H212ZM214 234L217 235L218 233L217 234L214 233ZM22 235L24 236L23 237L24 239L29 241L30 238H28V235L25 232H22ZM53 235H52V237H53ZM65 236L70 237L71 234H69L68 236L65 234ZM160 236H165V238H166V236H168V234L165 230H161V231L156 232L150 239L148 238L151 242V245L156 244L157 240ZM59 238H62V237L58 236V239ZM148 239L145 238V240H148ZM210 239H212L214 241V243H213L212 247L210 246L209 248L205 249L206 252L204 251L205 253L204 252L203 253L205 254L206 257L213 258L214 256L212 257V254H211V252H213V250H211V248L213 249L214 245H215L214 247H219L216 244L217 239L214 238V235H208L207 238H202V240H199V239L196 240L195 239L196 241H194L191 245H192V247H194L199 242L200 243H204V242L209 243ZM46 240L47 239L45 238V242L44 243L41 242V243L44 244V246L46 248H50V246H52V245L48 244L49 241H48V243H46ZM55 240H56V238H55ZM55 240L53 238V241H55ZM173 241H174L173 238L171 236H169V239L168 238L163 239V241H162L163 243L161 242L160 244H163L164 247H169V245H171ZM36 242H38V241L36 240ZM38 244L39 243H37V244L35 243V245L32 244V246L37 247ZM46 244L48 245V247ZM161 246L162 245H160V247ZM232 246L235 249L234 248L231 249ZM192 247H191V249H192ZM53 248L54 247H52L50 249L56 250ZM156 248L153 247V249L155 251H153V249H152V251H153L152 253H155L158 251V248H157V251H156ZM69 249H70V252L75 255L76 252H75L74 247L71 246V248H69ZM164 249H165V251L167 250L166 248H163V250ZM191 249H189L187 251H183L178 256L176 264H182L185 260H187L188 258H191L196 253V252L194 253L193 249L192 250ZM30 250H34L33 253L36 252L35 247H34V249H30ZM147 250H148V248H147ZM216 250H218V248ZM97 251H99L102 256L100 257V259L95 260L94 262L90 261L91 264H93V263L110 264L108 257L111 254V251L107 248L101 249V247H99V246H97V247L94 246L93 252H97ZM160 251H161V249H160ZM15 252H17V251H15ZM20 252H21V250H20ZM21 253H23V252H21ZM152 253L150 255L155 256ZM161 253H163V252H161ZM216 253H218V252H216ZM119 254H120L119 255L120 258L123 260H127L129 258L128 257V255H129L128 251H126L125 249H123L122 252ZM204 254L201 253L202 259H205ZM8 255L11 256V258H12L13 254H11V255L8 254ZM242 260L245 261V259H242V257L239 258V256H238L235 261L238 262L239 264H243L244 261H242ZM153 261H155V260H153ZM162 262H164V264H169L166 261H162ZM162 262H161V264H163ZM74 264H87V263H84V262H81V260H78Z\"/></svg>", "mask_w": 264, "mask_h": 264}, {"label": "flooded vegetation", "instance_id": "3", "mask_svg": "<svg viewBox=\"0 0 264 264\" xmlns=\"http://www.w3.org/2000/svg\"><path fill=\"white\" fill-rule=\"evenodd\" d=\"M256 26H261L262 29L264 28V23L262 24H256ZM257 119V115H253L252 117H250L249 119H247L248 121H245L247 123H242V120H237V124L235 123V130L229 131V137L233 139V141L239 145L241 141H243L245 138L249 137L251 132L253 131V128L255 126V122ZM222 129V128H221ZM224 131V128H223ZM223 134V133H221ZM213 135H210L205 141H207V144L204 148L200 149V152H204L205 154H211L212 153V142L214 140V138L212 139ZM233 144V143H232ZM177 152L178 153H183L184 155L187 154V149L185 146L183 147H178L177 148ZM195 152V149H192L191 153ZM139 161V160H138ZM147 159H145L144 161H142L137 167L141 170H143V173H141L142 175H144L147 172ZM190 166L188 167V171L192 172L193 168H192V163H189ZM204 186V185H203ZM202 186H200L199 189H201ZM216 187H212L210 189L207 190H203L202 192H200V195H203L204 193H206V191H209L211 193V191H213ZM171 187H167V192L166 195L170 196L173 194ZM210 193L208 194V196H210ZM216 193V192H215ZM214 193V194H215ZM189 194V191H186L184 194H177L174 193L173 194V198L174 200H179V198L177 197H186ZM191 194V193H190ZM194 194V193H192ZM239 196L242 195L241 193L238 194ZM214 196V195H213ZM41 196H22V197H18L17 200H14L13 204H12V210L14 211V217L18 218V217H22L25 218L27 220H31L32 217H34V212L36 210H39V212H45L47 207L42 205L44 202H49L51 203L53 200L50 199V197L44 198ZM212 198V197H211ZM208 198V199H211ZM40 200L41 202H39L38 200ZM50 206V205H49ZM48 206V207H49ZM41 215V214H40ZM39 216V215H38ZM58 217H55L53 220L57 219ZM85 219L86 217L83 215H76V217L74 218V220L70 221V227H68V231L70 232V234L72 235H78L81 234V231L85 225ZM14 231H18V230H14ZM120 236L116 235L113 238H110L108 240V242L106 243L107 246L114 248L116 250H119L120 248L123 247V243L120 240Z\"/></svg>", "mask_w": 264, "mask_h": 264}, {"label": "crops", "instance_id": "4", "mask_svg": "<svg viewBox=\"0 0 264 264\" xmlns=\"http://www.w3.org/2000/svg\"><path fill=\"white\" fill-rule=\"evenodd\" d=\"M75 80H77V81H80V80H87V81H90V82H92V83H96V84H100V83H102V78L101 77H97V76H94V75H85V74H78V75H76V76H71V77H69V78H66V79H63V80H60V81H58L57 83L58 84H62V83H64V82H71V81H75ZM70 87H81V88H83V87H86V88H95V87H99L98 85H94V84H80V83H78V84H75L74 86H69V87H65V88H70ZM54 121V119H52V120H49V121H47L46 123H48V122H53ZM72 127H77V126H72ZM39 130V131H43L44 130V132L45 131H51V128L49 127V126H44L43 128H40V129H36V128H33V130ZM51 203H53V201L51 202ZM58 208H60L61 210H63V208H64V206H62V205H58L57 206ZM10 211H11V214L8 216L9 218H10V221H11V224L13 223L14 225H13V229H11V232H12V236H13V244L14 245H17L16 247L18 248V250L20 249V250H25L26 249V246H21L22 245V243H23V235H22V232H25L27 235H33L34 233H35V231H36V229H37V221L35 220V218L34 217H32V219L31 220H27V219H23L22 217H18V219L16 220L17 222H19V223H17L15 220L14 221H12L13 220V218L15 219V217H14V211L12 210V209H10ZM46 212V211H45ZM45 212H40V214H39V217H42L43 216V214L45 213ZM13 215V216H12ZM11 217H13V218H11ZM55 217H57V216H52L51 217V219L53 220ZM59 217L57 218V219H55V220H53V222L55 223V228H53V230H48V229H46V228H48V227H46L45 229V231L47 232V233H49V234H54L53 235V238H54V240H55V238H56V240H55V243L56 244H60V241H61V239L59 238L58 239V235H57V237H56V232H54L55 230H56V228H57V226L59 225ZM19 220V221H18ZM20 220H21V222H20ZM22 222H23V224H22ZM25 222V223H24ZM15 223H17V225L15 224ZM21 223V224H20ZM58 224V225H57ZM19 225V226H18ZM67 226V228L68 227H70V222H68V225H66ZM85 229L86 228H83L82 229V231H81V234H78V235H73L72 236V234H71V238H74L75 240H79V239H82V249L83 250H89L90 248L89 247H91V244H89V243H91V239H89V240H85L84 241V237H83V235H84V231H85ZM14 230H18L17 232L16 231H14ZM14 231V232H13ZM49 231V232H48ZM66 237V236H65ZM69 237V236H68ZM99 238V237H98ZM95 240H97V239H95ZM93 241V240H92ZM98 245V244H97ZM105 246H107V244H104ZM108 248H109V250L112 252L111 253V256H112V260L114 261V262H117V256H116V253L118 252V251H120L122 248H120L119 250H116V249H114V248H111V247H109V246H107Z\"/></svg>", "mask_w": 264, "mask_h": 264}]
</instances>
